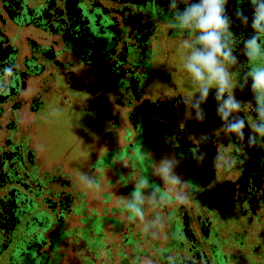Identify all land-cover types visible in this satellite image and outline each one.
I'll return each instance as SVG.
<instances>
[{
	"label": "flooded vegetation",
	"instance_id": "flooded-vegetation-1",
	"mask_svg": "<svg viewBox=\"0 0 264 264\" xmlns=\"http://www.w3.org/2000/svg\"><path fill=\"white\" fill-rule=\"evenodd\" d=\"M188 2L0 0V264H140L148 231L122 229L113 251L103 223L113 236L124 222L105 207L100 217L98 201L128 220L143 216L130 205L156 207L148 227L166 241L155 264H264V136L247 140L264 128L248 76L264 47L250 59L253 30L232 16L222 43L240 108L225 118L228 92L204 98L185 68L204 51L175 19ZM233 9L250 15V0ZM240 120L244 140L229 128ZM57 132L66 143L50 150ZM166 163L179 182L165 180Z\"/></svg>",
	"mask_w": 264,
	"mask_h": 264
},
{
	"label": "clouds",
	"instance_id": "clouds-1",
	"mask_svg": "<svg viewBox=\"0 0 264 264\" xmlns=\"http://www.w3.org/2000/svg\"><path fill=\"white\" fill-rule=\"evenodd\" d=\"M171 7H176L174 2ZM232 16L241 20L243 24H250L253 33L251 38L246 41L245 47L248 50L247 55L249 58L255 59L261 48L264 47V0H250V15L236 9H233L230 14L229 0H199L198 3H192L189 0L183 11L177 9L175 13V19L182 26L195 28L199 31L200 35L197 38V43L203 45L204 48V51H192L188 58L190 62L185 63V68L192 75L193 80L201 85L199 91L203 92L204 98L207 97L208 90L213 86L218 88L217 99L228 92V99L224 101L222 110L225 118L228 114L238 111L240 108V104L235 100L233 94L235 86L229 83V73L224 66V63H236L231 51L222 43V37L231 35L228 29L230 27L229 20ZM261 58L264 59V57ZM6 71L11 72L12 69L8 68ZM248 76L251 77L252 91L256 94L257 99L264 98V66L252 67ZM193 99L191 101L184 100L183 103L191 105ZM229 128L239 139H245L244 120H240L238 124L229 125ZM256 136H264V128L253 125L251 133L247 137L248 143H253ZM194 151V148L189 149L190 153ZM221 159L223 157L214 156L212 158L213 165L218 166ZM162 173L165 180L172 179L174 182H179L175 177L170 176V164L166 163L162 166ZM92 184L93 181L89 180V187ZM133 195L138 199L140 192L137 190ZM129 207L138 215H143L135 205Z\"/></svg>",
	"mask_w": 264,
	"mask_h": 264
},
{
	"label": "rangeland",
	"instance_id": "rangeland-1",
	"mask_svg": "<svg viewBox=\"0 0 264 264\" xmlns=\"http://www.w3.org/2000/svg\"><path fill=\"white\" fill-rule=\"evenodd\" d=\"M51 145H50V150H53L57 144L59 145H63L64 142L66 143L65 139V135L61 132H57L54 134V136H51ZM68 142V141H67ZM82 143H86V141H82ZM71 157V156H70ZM69 157V158H70ZM73 161V160H72ZM71 163H74L71 162ZM75 165V163H74ZM85 175L83 174V177ZM142 207H144V212H143V216L141 218V220H139L136 215H133L131 217L130 220L127 219V217L122 213H111V211L109 210L112 207H117L118 203L117 201H107V202H103V201H98V214L100 215V217L102 216V208L105 207L108 209V211L104 214V217L106 218H110L112 216L119 218L120 220H123L124 223H122L120 230L121 232L118 234H112L110 233V229H112V227L110 226L109 223L104 222L103 223V231L106 238V242H108L110 240V238L112 239V244L114 245V247L112 248L113 251L117 252L118 251V246L122 241V235L124 234V231H122V229L128 230V233H130L131 235H135L136 233H139L140 231H142L143 229H145L146 231H148L146 234V237H144V233L140 236L141 238V243L139 246V250L138 252L141 251H145L146 254H139L138 255V260L140 264H155L158 263L155 257V253H153V247L155 245V243H158L159 245H163V241H166V239L163 240V238L161 236H159L158 234L155 235L156 232H154L152 229H150L148 226L151 224L152 226L156 225L154 222H152L153 220H151L152 215L155 213V211H157L156 207H154L150 201H141ZM151 226V227H152ZM138 237H136L137 239ZM111 241V240H110ZM148 257H145V256ZM149 255H152L153 258L152 259L149 257ZM114 259H112V264H118L119 261V256H112ZM121 264H125V262L121 263ZM130 264H134L133 262H130Z\"/></svg>",
	"mask_w": 264,
	"mask_h": 264
}]
</instances>
